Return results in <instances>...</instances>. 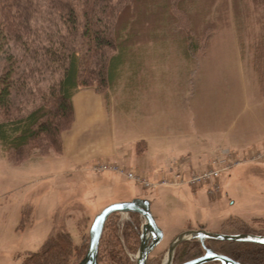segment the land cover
Listing matches in <instances>:
<instances>
[{
    "label": "rangeland",
    "instance_id": "obj_1",
    "mask_svg": "<svg viewBox=\"0 0 264 264\" xmlns=\"http://www.w3.org/2000/svg\"><path fill=\"white\" fill-rule=\"evenodd\" d=\"M121 1L122 7L128 5L127 0ZM153 1H146L151 4L146 11L139 4L133 11L143 23L140 35L131 42L134 67L124 66L113 88L95 84L97 93L105 97L107 120L114 122L110 150L125 155L131 147L133 156L128 161L111 158L93 165L76 164L69 155L76 150L59 147V133L54 143L42 134L18 151L1 146L0 264H24L60 232L69 234L76 248L67 264H81L95 217L108 205L135 198L150 201L164 232L148 264H164L172 237L188 228L239 234L244 230L231 220H241L250 228L245 231L264 234V0ZM43 6L27 8L32 30L23 33L16 24L9 27L13 34L0 39V76L14 60L22 67L30 60L28 67L43 68L27 78L29 87L24 81L28 90L12 89L10 106L0 110L1 120L24 115L40 103L60 75L40 65L44 59L36 53L44 42L38 34L50 28V21L43 19ZM62 28V33L70 34L68 27ZM75 39L77 47L83 45V37ZM86 101L80 100L81 105ZM157 123L162 142L146 157L138 156L147 142H129L140 133L151 135ZM237 135L247 145L253 141L260 145L243 151L231 148V137ZM185 138L192 146L199 140L202 146L216 149L206 150L208 162L203 169L197 165L195 151L172 153L177 141ZM67 139L68 149H73L72 132ZM214 161L225 167L220 178L205 185L190 183L193 176L211 169ZM101 164L114 171L100 170ZM176 171L184 185L177 183ZM131 172L137 181L128 175ZM144 226L145 218L138 213L112 214L101 238L99 264H121L118 256H108L112 245L125 264H136ZM224 242L206 240L232 254L256 248ZM191 243L197 244V250ZM203 251L199 239H185L175 248L171 264Z\"/></svg>",
    "mask_w": 264,
    "mask_h": 264
},
{
    "label": "trees",
    "instance_id": "obj_2",
    "mask_svg": "<svg viewBox=\"0 0 264 264\" xmlns=\"http://www.w3.org/2000/svg\"><path fill=\"white\" fill-rule=\"evenodd\" d=\"M116 1L22 0V3L19 4L18 0H0V39L7 38L8 34H13L9 27L16 24L23 33L32 30L28 19V15L31 13L26 14L27 8L32 6L37 9L38 6L40 8L44 5L42 7L45 14L43 19L50 21V28H45L41 34H38L39 37H43L44 42L37 48L36 53L43 56L44 60L40 65L60 72L58 79L54 80V78L53 83L42 95L40 100L42 103L33 105L34 107L24 115H17L8 120L0 118V147L18 151L42 134L49 136V139L54 143L59 133L61 135L57 141L62 149V134L70 130L75 121L73 98L77 91L82 87H87L100 92L98 88H95L97 87L96 83L113 88L121 77L122 68L130 63L132 64L131 68L134 67V54L130 53L131 42L140 35L143 23L133 11L138 4L145 11L151 4L148 5V0H127L128 5L122 7V1ZM166 1L170 2V0ZM151 2L153 4L154 1L151 0ZM178 3L175 2L176 5ZM181 7L185 6L181 5ZM52 15L57 16L58 19H55L54 16L52 18ZM61 24L68 27L72 36L69 33H62ZM76 36H81L84 39L81 41L83 45L80 47L74 44ZM29 42L25 41V44L30 45ZM25 44L23 43L24 48ZM261 47L263 50L264 45ZM32 52H35V48ZM28 62L24 63L25 66L22 67L14 60L2 72L0 76V110L10 106L12 89L14 91L18 87H23L28 90L22 84H25L27 78L29 80V76L32 77L33 73L36 74L40 69H43L33 67V70L32 67L27 66ZM262 67L264 68V65ZM262 75L264 80V72ZM26 85L29 87L30 84L26 83ZM65 122L71 125L64 126ZM231 222L239 224L240 229L244 230L239 233H253L249 230L245 231L250 228L241 220H231ZM261 235L264 236V234ZM211 240L213 241V239ZM224 243L253 245L256 248L241 249L232 254L225 250H218L209 243H206V246L244 264L255 263L241 259L242 256L264 264V244L235 241H225ZM200 244L203 246L201 242ZM114 245L116 244L114 243ZM191 245L197 250L196 243H191ZM113 247V245L110 246L111 251L108 256L113 255L114 258L118 256L121 264H125L124 258L119 257L117 255L119 251H115ZM188 248L191 250V247L188 246ZM74 250L76 248L73 246L69 234L60 232L56 236H52L40 252L30 254L24 264H67L68 257ZM53 251H56V254ZM204 252L180 263L197 258ZM211 263L220 264L218 261Z\"/></svg>",
    "mask_w": 264,
    "mask_h": 264
},
{
    "label": "crops",
    "instance_id": "obj_3",
    "mask_svg": "<svg viewBox=\"0 0 264 264\" xmlns=\"http://www.w3.org/2000/svg\"><path fill=\"white\" fill-rule=\"evenodd\" d=\"M83 99H86L87 101L83 102L81 105L80 100L82 101ZM73 102L75 106V121L73 123V128L64 132L62 134L63 136L62 139H63V150L65 149L68 152H71L72 150L74 151L76 150L74 154L69 153L70 158L74 163L93 165L95 162H99L103 159L111 160V158L113 159L115 158L117 162L122 160L128 161L133 156L131 147L128 148V150L124 151L125 155L124 154L115 155V153H113V150H110V147L113 144L112 136H113L114 122H111V120L109 122L107 120L106 116H108V114H106L105 111L106 104H105V97L103 95L98 94L93 88L82 87L75 94L73 98ZM127 113L129 112L123 114H127ZM81 116L84 117L83 122H81L82 120H80ZM153 126L154 125H152V127ZM157 126L158 123L153 128V132L151 133V135H145L140 133L139 135L136 136L137 138L135 137L129 142L130 144H132L134 140L147 142V147H145L143 151L140 150L138 156L146 157L149 151L155 149V147L162 142L158 140L159 136L156 134ZM70 132H72V139L74 142L73 149L71 148L68 149L67 147V145L70 144V142H67L68 141L67 134ZM182 137H185V134L182 133ZM231 138L233 139L231 140L232 142L230 146L231 148H235L236 150L243 151L244 149L250 148L251 146L252 148L253 147L256 148L260 145V144L255 145L258 144L256 141H253L252 143H249L247 145L245 142L241 141L240 135L233 136ZM153 143L157 145H153ZM193 144L194 146H192V143H189L187 139L185 141H182V143H180L178 140L176 146H173L172 153L176 154L179 152L186 153V152L195 151L194 156L196 158H199V160L197 161V165L200 166L199 167L200 169H203V167H205V165H207L208 162V154L206 153V150L208 151V153H211L214 152L216 149H212V147L208 148L206 146L205 147L202 146L203 144L199 142V140H196V143ZM176 173L177 171L173 173V175H175ZM170 174L171 173L169 172L168 175ZM164 186H168V185L166 184ZM189 230L190 229L188 228L187 231ZM187 231H183L182 233L172 237L170 241V246L177 237H179L181 234Z\"/></svg>",
    "mask_w": 264,
    "mask_h": 264
},
{
    "label": "water",
    "instance_id": "obj_4",
    "mask_svg": "<svg viewBox=\"0 0 264 264\" xmlns=\"http://www.w3.org/2000/svg\"><path fill=\"white\" fill-rule=\"evenodd\" d=\"M119 212H129L138 213L145 218V226L142 234V242L137 256L136 264H148V257L150 253L157 247L158 244L164 238V232L159 228L156 218L151 211V203L147 199L135 198L131 201L117 202L108 205L104 208L94 219L90 230V243L86 254L81 264H99V248L101 238L104 232L105 224L108 218ZM148 230L150 233V238L145 240V232ZM187 236H190L187 238ZM197 238L203 245L205 253L197 258L188 260L180 264H207L214 261L220 262V264H244L233 258L215 251L212 248L206 246L207 239L219 240V241H235V242H252L258 244H264V236L256 234H221V233H211L205 229L200 230H189L179 237H177L169 248L168 255L171 257V262L173 254L177 245L185 239Z\"/></svg>",
    "mask_w": 264,
    "mask_h": 264
},
{
    "label": "built area",
    "instance_id": "obj_5",
    "mask_svg": "<svg viewBox=\"0 0 264 264\" xmlns=\"http://www.w3.org/2000/svg\"><path fill=\"white\" fill-rule=\"evenodd\" d=\"M218 161H214L213 162V166L211 167V169L209 170H206L205 172H202L200 174H197L195 176H193L191 179H190V183H193V184H207V181L209 180H214V179H217V178H220L223 174V172L225 171V167H220V163H217ZM219 164V165H218ZM100 170L102 171H114L111 167H108L106 164H101V166H99ZM177 174V173H176ZM175 174V179H177V183H180V184H184L185 181L182 179V175L179 173L176 175ZM132 179H134L135 181H137V177L134 175L133 172L129 173L128 174ZM182 180V181H181ZM147 185H151L149 182H146L144 181ZM164 184H166V182H162Z\"/></svg>",
    "mask_w": 264,
    "mask_h": 264
},
{
    "label": "bare ground",
    "instance_id": "obj_6",
    "mask_svg": "<svg viewBox=\"0 0 264 264\" xmlns=\"http://www.w3.org/2000/svg\"><path fill=\"white\" fill-rule=\"evenodd\" d=\"M145 232V240H148L150 238V233L148 230L144 231ZM190 236H187V238H189ZM164 264H171V257L168 255L165 260H164Z\"/></svg>",
    "mask_w": 264,
    "mask_h": 264
}]
</instances>
